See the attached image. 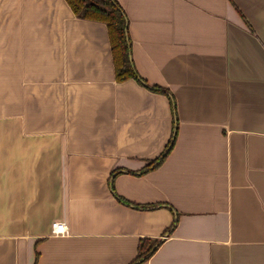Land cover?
<instances>
[{"label": "crops", "instance_id": "0c3cea01", "mask_svg": "<svg viewBox=\"0 0 264 264\" xmlns=\"http://www.w3.org/2000/svg\"><path fill=\"white\" fill-rule=\"evenodd\" d=\"M118 2L123 82L106 23L0 0V264H264V0Z\"/></svg>", "mask_w": 264, "mask_h": 264}, {"label": "trees", "instance_id": "16d2710c", "mask_svg": "<svg viewBox=\"0 0 264 264\" xmlns=\"http://www.w3.org/2000/svg\"><path fill=\"white\" fill-rule=\"evenodd\" d=\"M74 12L82 18L94 19L107 24L109 36L111 40L112 52L116 67V78L119 82L126 81L131 78H139L138 72L134 66L131 56V41L128 34V18L124 8L118 0H67ZM154 89L162 91L163 88L154 86ZM175 108V102L173 101ZM176 139V134L166 152L157 161H152L148 165H158L159 161H163L165 156L172 149ZM156 165V166H157ZM121 200L133 207L141 208L137 204L131 203L123 198ZM143 208V207H142ZM146 208V207H144ZM176 222L172 225L168 232H171ZM160 240H152L143 238L140 241L138 256L133 264H140L148 260L160 246Z\"/></svg>", "mask_w": 264, "mask_h": 264}, {"label": "built area", "instance_id": "2783aa9c", "mask_svg": "<svg viewBox=\"0 0 264 264\" xmlns=\"http://www.w3.org/2000/svg\"><path fill=\"white\" fill-rule=\"evenodd\" d=\"M70 233V229L66 222H54L52 224V234L56 236H66Z\"/></svg>", "mask_w": 264, "mask_h": 264}]
</instances>
